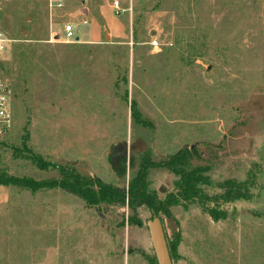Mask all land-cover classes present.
I'll list each match as a JSON object with an SVG mask.
<instances>
[{"label":"rangeland","instance_id":"374dc122","mask_svg":"<svg viewBox=\"0 0 264 264\" xmlns=\"http://www.w3.org/2000/svg\"><path fill=\"white\" fill-rule=\"evenodd\" d=\"M103 14V24L71 21L74 35L125 34L126 26V38L67 42V7L0 0V29L13 41L0 55L12 94L0 170L60 178L15 157L25 143L45 161L126 189L144 153L159 162L194 150L189 169H209L212 185L201 189L210 197L223 181L254 179L249 199L219 203L224 220L214 222L197 202L160 217L172 263L264 264V0H135L129 12ZM132 104L144 125L132 120ZM176 179L150 170L148 190L163 198ZM149 218L144 206L88 207L66 191L9 188L0 203V264H153Z\"/></svg>","mask_w":264,"mask_h":264},{"label":"trees","instance_id":"16d2710c","mask_svg":"<svg viewBox=\"0 0 264 264\" xmlns=\"http://www.w3.org/2000/svg\"><path fill=\"white\" fill-rule=\"evenodd\" d=\"M133 39L137 40L135 32ZM26 48V46H24ZM131 118L135 124L144 125L140 115L132 104L130 107ZM14 156L30 161L37 169L46 171L56 169L59 172V179L34 180L28 177H17L0 170V186L5 188H16L20 191H27L31 194L40 192L61 190L73 193L78 196L88 207H98L102 204L127 206L135 212L137 208L144 206L150 213V218L164 217L171 218L170 208L179 204L198 203L207 215L214 221L224 220L226 214L219 209V203L229 204L233 201L247 200L249 186L254 178L246 181L226 180L218 185L222 192L212 197L208 196L202 186H211V182L204 174L209 171L207 168L195 167L189 169L190 162L195 155L194 150H184L169 156L166 160L151 161L148 153H144L139 160L135 176L128 181L126 189H117L112 186H105L97 180L84 177L75 172L74 169L55 165L45 161L23 143L22 147L13 148ZM154 169H164L176 179L173 190L160 198L156 192L148 190V172ZM206 203H212L208 209ZM169 254L172 260V250ZM156 264L155 259H151Z\"/></svg>","mask_w":264,"mask_h":264},{"label":"built area","instance_id":"2783aa9c","mask_svg":"<svg viewBox=\"0 0 264 264\" xmlns=\"http://www.w3.org/2000/svg\"><path fill=\"white\" fill-rule=\"evenodd\" d=\"M134 0H127L128 7L123 8L119 0H112L109 4L112 11L116 14L129 12L131 10V4ZM65 0H49L50 10L62 9L64 8ZM65 40L67 42L74 41L78 42V39L74 35L73 25L65 24L63 26ZM54 38V37H53ZM12 40L0 29V55L5 54L9 51L12 44ZM151 48H158L157 42L153 41L150 43ZM2 59L0 58V61ZM0 72V130L8 129L12 121V110H11V85L10 81L4 79Z\"/></svg>","mask_w":264,"mask_h":264},{"label":"crops","instance_id":"0c3cea01","mask_svg":"<svg viewBox=\"0 0 264 264\" xmlns=\"http://www.w3.org/2000/svg\"><path fill=\"white\" fill-rule=\"evenodd\" d=\"M135 1V0H134ZM95 0H80L79 6H76L72 2L65 0L64 9L65 7L68 8V15L67 17L70 20L69 24H72L71 21L81 19V21H98L100 24H103V13L104 9H111L109 4H96ZM104 5V6H103ZM126 13V12H125ZM127 24V22H126ZM73 25V24H72ZM63 26V25H62ZM124 33L126 34V26L123 27ZM123 32H120V30L117 31H107L105 29H97L95 32L90 33L87 36V40H79L80 43L85 44H98L103 39L105 40L106 36H108L110 39L114 40H122L126 38L125 34H121ZM55 36H57V32L55 33ZM7 190L8 188L1 187L0 186V203H3L7 199Z\"/></svg>","mask_w":264,"mask_h":264},{"label":"water","instance_id":"95a60500","mask_svg":"<svg viewBox=\"0 0 264 264\" xmlns=\"http://www.w3.org/2000/svg\"><path fill=\"white\" fill-rule=\"evenodd\" d=\"M145 226L156 264H173L161 219L159 217L149 219L146 221Z\"/></svg>","mask_w":264,"mask_h":264}]
</instances>
